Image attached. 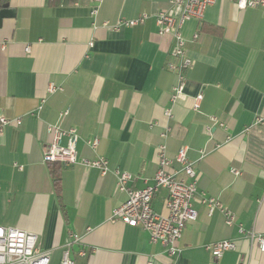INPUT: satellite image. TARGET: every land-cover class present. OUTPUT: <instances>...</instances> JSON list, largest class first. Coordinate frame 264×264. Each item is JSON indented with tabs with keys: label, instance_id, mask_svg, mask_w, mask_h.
<instances>
[{
	"label": "crops",
	"instance_id": "1",
	"mask_svg": "<svg viewBox=\"0 0 264 264\" xmlns=\"http://www.w3.org/2000/svg\"><path fill=\"white\" fill-rule=\"evenodd\" d=\"M5 4L15 16L0 25V116L21 124L0 131V227L36 234L50 264L61 263L70 233L87 252L73 248L76 264H264L257 239L239 235L219 212L209 216L201 202L218 199L264 239V7L217 0L202 21L184 24L192 67L174 102L176 39L156 24L161 12L178 16L170 0H0V10ZM143 15V24L116 29ZM51 85L63 91L50 93ZM49 125L75 128L79 160L105 157L111 172L61 166L59 198L44 162ZM93 139L96 149L87 144ZM162 143L169 157L187 148L198 174V218L173 256L143 229L111 221L127 198L113 172L130 173L133 190L152 184ZM166 197L162 190L153 200L164 215ZM223 240L237 250L217 260L206 246Z\"/></svg>",
	"mask_w": 264,
	"mask_h": 264
},
{
	"label": "built area",
	"instance_id": "2",
	"mask_svg": "<svg viewBox=\"0 0 264 264\" xmlns=\"http://www.w3.org/2000/svg\"><path fill=\"white\" fill-rule=\"evenodd\" d=\"M239 9L264 7V0H233ZM217 0H170L171 6L179 10L178 16L161 12L156 17V24L161 35L172 33L176 39V44L171 52L178 64L171 66L177 71L178 82L173 88L172 101H176L184 93L186 72L192 67V60L188 57L185 49V39L182 34V27L185 23L195 20L202 21L206 9L215 4ZM146 16L139 19L126 21L116 26V29L122 27H135L145 22ZM198 36L195 35V38ZM30 51V48L27 49ZM63 91L62 87L51 85L49 92L55 93ZM202 96L196 100L194 108L200 107ZM69 114L66 110L60 114L64 118ZM170 116V112H167ZM257 123H262L258 119ZM20 125L21 121H12L0 116V131L8 125ZM52 140L44 153V162L46 164L57 163L61 166L70 167L81 163L89 168H97L102 176L111 172L109 160L105 157H98L95 160H79L78 153V131L75 128L64 129L60 125H49L47 128ZM168 136V130L161 134L163 139ZM67 138V145H63V139ZM87 144L96 149L99 140L93 139L87 141ZM159 166L153 178L152 184L143 189L133 190L130 183L133 176L125 171L116 170L113 172L117 179L116 187L119 193H124L127 198L125 202L116 208L111 216V221H120L131 227H139L146 231L150 236L151 243H160L167 248L169 255H175L179 252L178 242L183 236L187 225L198 218V212L194 208V199L197 194L198 174L194 163L187 155V148H181L174 157L168 156L167 145H159L158 151ZM178 165L179 168H175ZM235 176H240V171L232 169ZM166 191L167 197L165 208L167 214H160L153 208V200L160 191ZM202 204L206 207L209 216L215 212L222 214L225 224L232 228L237 227L241 236L248 238L251 242L256 239L259 242V248L264 252V239L257 236L254 231H247L237 223V216L234 212L226 208L218 199L203 196ZM39 237L30 232L17 228L0 227V264H50L51 252H44L39 247ZM82 237L70 233L69 241L63 252L60 264H76L72 256L73 248L79 247L77 256L87 257V252L82 248ZM206 249L215 259H220L225 253L237 250V244L234 240H223L211 243ZM148 264H153L149 262Z\"/></svg>",
	"mask_w": 264,
	"mask_h": 264
},
{
	"label": "trees",
	"instance_id": "3",
	"mask_svg": "<svg viewBox=\"0 0 264 264\" xmlns=\"http://www.w3.org/2000/svg\"><path fill=\"white\" fill-rule=\"evenodd\" d=\"M53 176L54 188L57 196L61 197V165L57 163L48 164Z\"/></svg>",
	"mask_w": 264,
	"mask_h": 264
},
{
	"label": "water",
	"instance_id": "4",
	"mask_svg": "<svg viewBox=\"0 0 264 264\" xmlns=\"http://www.w3.org/2000/svg\"><path fill=\"white\" fill-rule=\"evenodd\" d=\"M14 16H15V11L11 10L8 4L3 5L2 9L0 10V25L4 19L12 18Z\"/></svg>",
	"mask_w": 264,
	"mask_h": 264
}]
</instances>
